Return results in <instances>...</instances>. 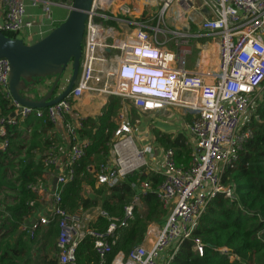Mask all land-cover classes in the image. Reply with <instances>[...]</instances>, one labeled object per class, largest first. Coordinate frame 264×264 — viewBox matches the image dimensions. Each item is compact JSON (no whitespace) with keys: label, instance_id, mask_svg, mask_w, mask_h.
Returning a JSON list of instances; mask_svg holds the SVG:
<instances>
[{"label":"built area","instance_id":"built-area-1","mask_svg":"<svg viewBox=\"0 0 264 264\" xmlns=\"http://www.w3.org/2000/svg\"><path fill=\"white\" fill-rule=\"evenodd\" d=\"M196 1L206 11L200 20L202 34H186L187 39L180 36L177 49L170 51L157 40L156 35L162 29L158 25L155 28L147 25L149 18L135 22L133 18L124 17L130 16L125 11V14H117L122 7L112 9L116 4L124 6L127 1L92 0L77 79L66 97L46 108L22 106L13 99L9 63L0 58V94L9 101L13 114L0 118V136H5L6 125L15 126L30 115L55 123L66 114H76L74 104L86 94L104 98L115 95L121 101L118 123L109 143L111 158L94 169L95 184L112 186L133 173H138L141 179L133 184L136 194L132 203L124 207L123 216L110 217L111 222L104 232L82 223L81 210L70 212L61 205V192L74 179L75 164L86 155L89 144L79 133L82 117L65 124L69 137L65 159L49 150L41 160L45 166L43 174L50 173L56 181L54 189L50 190L51 208L36 221H24L21 226L22 231L33 236L36 231H46L52 221L57 223L54 264H77L76 248L85 235L93 238V248L99 256L97 264H103L118 238L116 229L128 226L134 218V206L140 204V194L152 190L146 180L148 171L163 177L154 192L168 212L166 219L155 232L150 246L138 244L127 255L119 252L111 264H169L186 240L191 242L193 251L202 256L204 244L194 232L210 201L217 195L230 201L236 199L234 187L222 183V174L252 136L249 121L256 116L264 89V0H157V4L163 15L174 5L182 10H195ZM53 4L51 0H0V31L12 33L13 38L25 44L42 39L57 24ZM173 16L179 18V12L173 9ZM106 21L115 24H106ZM119 22L134 26V31L120 34L115 29ZM150 30H154V35ZM200 36L217 37L216 70L197 71L187 67L190 48L184 44L188 43V37ZM65 76V82H62L64 77L61 78L58 93L68 81L69 73ZM45 78H49L44 83L48 91L55 77ZM168 106L182 108L191 116L185 125L193 143L187 168L176 165L172 148L163 147L159 149L160 164L157 168L151 167L148 160L155 153V146L141 144L136 124L140 120L135 124L130 121L131 109L142 114ZM7 148L8 140H0V153ZM29 187L39 194L41 180ZM98 214L107 216L100 208L96 210L95 215Z\"/></svg>","mask_w":264,"mask_h":264},{"label":"trees","instance_id":"trees-1","mask_svg":"<svg viewBox=\"0 0 264 264\" xmlns=\"http://www.w3.org/2000/svg\"><path fill=\"white\" fill-rule=\"evenodd\" d=\"M128 4L131 3L128 2ZM130 6L129 13L146 15L145 4L136 0L132 1ZM105 23L115 24L114 21ZM5 34L14 36L10 32ZM35 80L37 79L25 83V87L32 85ZM120 106V98L111 95L97 121L89 117L82 119L83 126L79 133L82 138L89 141L85 149L86 155L75 164L74 179L67 183L61 192V205L70 212L95 206L105 211L107 216L98 214L88 224L101 232H104L111 222L110 217L123 216L124 207L132 203L136 194L133 182L138 173L128 175L123 181L112 186H98L94 198L85 197L82 193L85 185L93 189L95 187L94 171L89 170V165L95 164L98 159H104L110 154L109 143L112 131L117 126L116 117ZM11 109L9 101L0 94V118L8 116ZM137 114L135 109H132L131 124L136 123ZM255 115L249 121V127L252 130L251 138L243 144L237 158L225 168L222 174V183L234 187L236 199L230 201L222 195H217L210 201L207 211L200 218L194 232L204 244L202 256L196 254L191 242L186 240L180 245L169 264H264V89ZM190 120V115H187L186 121ZM32 123L34 129L31 134H27L28 127ZM39 126L50 127L51 122L45 117L36 118L30 115L15 126L6 125L5 136H0V140L4 138L8 140L7 150L0 153V240L2 238L6 240L3 244L0 242V264H53L55 262V257L49 256V252L56 250L54 238L57 236L58 228L55 221L50 223L46 231H36L33 236L20 230L21 224L25 219L30 218L40 205L38 193L31 190L29 186L42 180L41 160L48 151L50 142L42 137L38 131ZM156 139L161 146L174 150L177 166L188 167L192 149L185 143L182 134L172 138L168 134L157 131ZM37 153L40 156L35 160ZM19 156H22L21 160H17ZM162 179V175L148 171L146 180L152 190L140 194L143 209L135 205L134 218L129 221L128 226L116 229L118 238L106 254L103 264H111L119 252L127 255L134 246L141 244L150 223L162 221L166 210L161 206L154 192ZM5 191L11 194H4ZM8 199L11 201L9 204H7ZM2 229L7 232L6 235L10 240L5 239L4 234L1 233ZM93 244V238L89 235H85L80 240L76 248L77 264L99 262V256ZM32 245H35L40 252L39 255H42L39 262H36L35 257L31 259ZM221 248L226 250L220 251ZM54 254L56 256V253ZM231 256H237L238 259H231ZM20 260L23 262L21 263Z\"/></svg>","mask_w":264,"mask_h":264},{"label":"crops","instance_id":"crops-1","mask_svg":"<svg viewBox=\"0 0 264 264\" xmlns=\"http://www.w3.org/2000/svg\"><path fill=\"white\" fill-rule=\"evenodd\" d=\"M51 1H53L55 3L52 5V13L54 16V23L55 22L58 23L59 21H61L63 19L62 18L63 16L68 14V8H67L66 4H69V2H71V0H51ZM54 7L58 8L60 10V12H63V13L58 12L57 14H55V12H54L55 8ZM194 8H195V10L194 9L188 10L189 16L187 18L180 20L181 22L184 21L187 24L191 23L193 26L195 25V27H196V25L198 26V30L195 29L194 32L191 33L192 35H194V33H196V31L197 32L201 31L199 29L200 24L198 23V16L197 15L199 14L200 20H201L203 18V15L206 13V11L203 10L199 1H196V3L194 4ZM192 16H193V18H192ZM180 17H181V15H180ZM188 19L191 22L188 23ZM190 29H191V27H190ZM166 34L167 35L170 34L174 38L176 37L174 31L173 32L167 31ZM192 35H190V36H192ZM206 38H212V39L216 40L215 41V44H216V55H215V57H212V59H206V61L203 57L198 58L195 60V62L196 61L197 62L196 63L194 62L195 63L194 65H189L193 60L190 61V63L188 64V59L193 57V50H196L195 48L193 50L190 49V53L187 55V58H186V63H187L188 69L197 70V71H205V70L213 71V70L217 69V67H218L217 37H202V36L201 37H194V38H192V42H194L195 40L203 39L206 43ZM178 41H180V40H175L174 41L175 44L172 43L170 45V47L162 41L161 46H163L165 49H168L170 51H175L178 47V44H177ZM197 42H199V41H197ZM201 44H204V43H201ZM197 47H199V46H197ZM209 65L210 66L213 65L214 67L211 69L207 68ZM66 76L63 78L64 80H65ZM48 79L49 78H38L37 82L35 80L37 85L34 82L35 84L33 83L30 86L31 91L28 92V94L26 96H30L31 98H35V99L40 98L39 94L42 96L43 94L46 93V91L48 89L44 85V83ZM40 81H42V82H40ZM38 82H40V83H38ZM35 87H39L40 89L37 91V89L35 90ZM41 92H44V93L41 94ZM85 102H87V103H85ZM107 102H108V98L96 97L92 94H86L85 96H83L80 99V101L78 103L74 104V112L76 114H73V113L66 114L65 117L58 119L55 123H51L50 127L39 126L38 131L41 133L42 137L48 139L50 142V144H49L50 146L47 148V150L48 151L52 150L60 156L59 157L60 159H65V157L67 156V151H68V146H69V137H68L67 132L65 130L66 122L73 121L72 119L77 118V117H82L83 119L89 117V118H93V119H95V121H97L98 116L101 113V110L104 108V106L106 105ZM10 114H12V113H10ZM10 114L8 116H10ZM130 114H131V112H130ZM142 114H147L148 118L156 119L157 121H160L163 124H165L166 127H169V130L166 131L165 130L166 128L159 127L155 124L148 125V122H149V120H148L146 122L147 128L142 129V130H144V138L143 139L139 133V135H140V141L139 142L141 144L142 143L143 144L148 143V144H153L155 146V153L153 152V154L149 156L148 162H149L151 167L157 168L158 163L160 164V162L162 160V156H161V153L159 152V149L163 146H161L159 141L156 139V132L159 131L161 133L168 134V135L172 136V138H174L175 136L178 135L177 133H175V125H181V126L183 125L184 126L185 122L188 123L186 121V116L189 115V113H185V111L182 108H179L176 106H168L167 108H165L163 110H158L156 112H146V113H142ZM27 118H25V119H27ZM25 119H23V120H25ZM116 119H117V123H118V118L116 117ZM23 120H20L19 123L22 122ZM28 128L29 129L27 130V134L32 133V131L34 129L33 123ZM182 135L185 138V143L188 144L189 146H191V149H192L193 143L191 141L190 135L186 131L185 126H184V133H182ZM163 148H165V147H163ZM39 156H40V154L37 153L35 160H37ZM108 158H111V154H109V156H107L106 158L101 159V160H103V162H105ZM99 164L96 163V165L95 164L89 165V170H91L92 167L94 168V167L98 166ZM43 172H45V166H43ZM41 186H42V189H41V191H39V194H38L40 205H39L38 209L36 211H34V213L31 215L30 218L25 219V222L36 221L39 216L43 215L47 210H49L51 208L50 190H53L55 187V178L50 173L43 174L42 180H41ZM85 186H87V185H85ZM96 188H98V186L95 184L94 189H96ZM90 190H93V188H90ZM90 190L85 189L83 193H85L88 196H85L84 194L83 195L85 197L94 198L95 194H93L92 191H90ZM139 206L141 209H143L141 207V201H140ZM98 208H99V206L90 207L87 209H80L81 214H82V212H83V214L87 213L83 217L82 223L88 225L91 221H93L96 218L95 214H96V210ZM91 209H92V212H91ZM89 212H91V214H89ZM167 213L168 212L166 211L164 217H162V221L152 222L148 225L146 233L144 235V238H143L141 244L148 247L153 243V241L155 239V232L160 228V227H158V224L161 223V225H162V223L166 219ZM85 221H87V223H85ZM49 225H48V227H49ZM48 227H47V229H48ZM55 240H56V238H54V241ZM54 253H57V250H55ZM54 259H56V256Z\"/></svg>","mask_w":264,"mask_h":264},{"label":"water","instance_id":"water-1","mask_svg":"<svg viewBox=\"0 0 264 264\" xmlns=\"http://www.w3.org/2000/svg\"><path fill=\"white\" fill-rule=\"evenodd\" d=\"M91 1L72 0L67 5L69 11L66 17L45 37L31 44L0 31V58H5L9 63V88L17 103L31 108H46L69 94L80 69L82 40ZM67 72L68 81L58 93L61 78ZM49 76L55 77V80L40 98L21 93L25 83Z\"/></svg>","mask_w":264,"mask_h":264},{"label":"rangeland","instance_id":"rangeland-1","mask_svg":"<svg viewBox=\"0 0 264 264\" xmlns=\"http://www.w3.org/2000/svg\"><path fill=\"white\" fill-rule=\"evenodd\" d=\"M125 1H127V4H124V6L122 7V9L121 10H119V11H116L117 12V14H125V12H126V14H128V15H130L129 17L130 18H134V21L135 22H138V21H140V19L141 18H149V19H152L151 21H150V23H147V25L149 26V27H152V28H155L157 25H158V27L159 28H161L162 29V32L161 33H157V35H156V37H157V40L158 41H160V42H164L165 44H167L169 47H170V45L172 44V43H174L175 44V40H181V38H180V36H182L184 39H187V37L185 38V35L186 34H191V33H193L194 32V30L196 29V30H198V26L196 25V27H195V25L193 26L191 23L190 24H187L186 22H181L180 20L181 19H184V18H187L189 15H188V10H182L181 8H179V6H177V5H174V7H173V9H174V11H177V12H179V16L181 15V17H179V18H175L174 16H173V9H168V10H166L165 11V13L163 14V15H161V6L159 5V4H157V0H137L139 3H141V4H145V8H146V15H144V16H142V15H140L139 16V14L138 15H133V14H131V13H129V12H127L125 9L126 8H124V7H129L130 5H132V1H136V0H125ZM72 2V1H71ZM128 2L129 3H131V4H128ZM131 7V6H130ZM55 8V7H54ZM112 9L113 10H116V8H115V6H114V8L112 7ZM69 11V10H68ZM125 11V12H124ZM54 12H55V14H57L58 12L59 13H63V12H60V10L58 9V8H55L54 9ZM124 12V13H123ZM137 12H138V10H137ZM195 13V12H194ZM198 14V13H197ZM67 15V14H66ZM66 15L65 16H63L62 18L64 19L65 17H66ZM198 16V23L200 24V16H199V14L197 15ZM189 22H191L189 19H188V23ZM197 23V24H198ZM117 28H115L120 34H123V35H125V34H130V33H132L133 31H134V29H135V27L134 26H132V25H130V24H128V23H123V22H119V26H116ZM190 27H191V29H190ZM154 30H150V33L152 34V35H154V32H153ZM165 31H168V32H175V35H176V37L174 38V37H172L170 34H166V32ZM202 34V31H196V33H194V34ZM178 36V37H177ZM201 37V36H200ZM206 37V36H205ZM189 38V41H188V43L187 44H184V45H186V46H188L191 50H193L194 48L196 49V50H193V57H191L190 59H188V64L190 63V61H192L189 65H194L196 62H195V60L196 59H198V58H202V57H204V59H205V61H206V59H212V57H215V55H216V44H215V39H212V38H206V43H205V41L203 40V39H199V40H195L194 42H192V38H190V37H188ZM197 41H199V42H197ZM196 42V43H195ZM201 43H204V44H201ZM214 43V44H213ZM197 46H199V47H197ZM208 50V51H207ZM208 53V54H207ZM203 54V55H202ZM206 54V55H205ZM202 56V57H201ZM209 61V60H208ZM195 62V63H194ZM204 63V62H203ZM208 63V62H207ZM214 66L212 65V66H208L207 68H213ZM63 77H65V75L63 76ZM65 80H66V78H65ZM65 80L63 79L62 80V82H65ZM38 80H36V82H37ZM35 82V83H36ZM40 82H42V81H40ZM40 82H38V83H40ZM34 83V84H35ZM36 85H37V83H36ZM30 86L31 85H29V86H26L25 88H24V90H23V92H22V94L23 95H27L28 94V92H30L31 90H30ZM263 88H264V85H263ZM85 103H87V102H85ZM132 111V109L130 110V112ZM131 115V114H130ZM132 116V115H131ZM140 120V121H138V123H136L138 126V130H139V133H140V135H141V137H142V139L144 138V130H142V129H146L147 128V126H146V122L149 120V122H148V125H152V124H155V125H157V126H159V127H162V128H166L165 130L166 131H168L169 130V127H166V125L165 124H163L162 122H160V121H157L156 119H153V118H148V116H147V114H137V119L136 120ZM136 122V121H135ZM186 125V122H185V124H184V126ZM170 126V125H169ZM184 126L182 125H175V133H177V134H182V133H184ZM29 134H31V133H29ZM22 159V156H19L18 158H17V160H21ZM101 162H103V160H101V159H98L97 161H96V163L97 164H99V163H101ZM96 163H95V165H96ZM96 167H92V169L91 170H93L94 171V169H95ZM143 171H145L146 172V170H143ZM139 179H141L140 177H139V174H138V176L136 177V179H135V182H133V183H136L137 182V180H139ZM90 190V187H88V186H84V188H83V191H82V193L84 192V190ZM98 188H96V189H93V190H90V191H92V193L93 194H95L96 195V190H97ZM4 194H11L10 192H7V191H5V193ZM85 196H88V195H86L85 193H83ZM97 198H99V197H97ZM100 199V198H99ZM7 204H9V203H11V201L8 199L7 200ZM1 208H3V207H1ZM206 211H207V209H206ZM205 211V212H206ZM91 212H92V209H91ZM91 212H89V214H91ZM87 213H85V214H83V212H82V217H84L85 215H86ZM88 214V215H89ZM85 223H87V221H85ZM161 226V223H159L158 224V227H160ZM20 230H22V226L20 227ZM1 233L2 234H4V236H5V239H7V240H10V238H8V235H6V233L7 232H5V230L4 229H2L1 230ZM28 234H31V233H28ZM30 236H32V235H30ZM4 241H6V240H4L3 238L0 240V242L3 244L4 243ZM39 253L40 252H38L37 251V247L35 246V245H32V247H31V252H30V256H31V259H34V257H35V260H36V262H39V261H41V257L40 256H42V255H39ZM54 252L52 251V252H49V256L50 257H52V258H54L55 257V255L53 254ZM123 255H124V253H123ZM231 259H238V257L237 256H233V258H231ZM20 262L22 263L23 261L22 260H20ZM34 264V263H33Z\"/></svg>","mask_w":264,"mask_h":264},{"label":"bare ground","instance_id":"bare-ground-1","mask_svg":"<svg viewBox=\"0 0 264 264\" xmlns=\"http://www.w3.org/2000/svg\"><path fill=\"white\" fill-rule=\"evenodd\" d=\"M121 7H123V5H120V4H116V5H115V8H116V9H120ZM124 8H126L125 10L128 12L129 7H124ZM213 44H214V43H213ZM207 51H208V50H207ZM207 54H208V53H207ZM202 55H203V54H202ZM205 55H206V54H205ZM201 57H202V56H201ZM204 57H205V56H204ZM204 57H203V58H204Z\"/></svg>","mask_w":264,"mask_h":264}]
</instances>
